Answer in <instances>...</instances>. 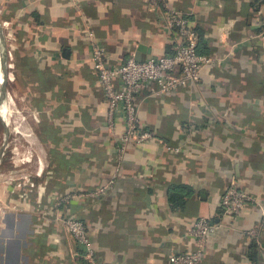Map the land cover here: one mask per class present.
Here are the masks:
<instances>
[{
	"label": "crops",
	"instance_id": "1",
	"mask_svg": "<svg viewBox=\"0 0 264 264\" xmlns=\"http://www.w3.org/2000/svg\"><path fill=\"white\" fill-rule=\"evenodd\" d=\"M168 2L194 21L198 53L217 61L182 90L136 99L140 127L161 142L129 144L113 190L90 197L114 170L124 129L121 113L107 122L92 44L118 65L173 52L176 35L145 0H0V133L15 95L37 122L23 148L0 140V264H88L62 223L69 215L110 264H168L191 247L198 216L219 220L231 182L256 203L209 236L198 264H264V227L247 235L264 215V0ZM174 184L190 188L183 207L169 201Z\"/></svg>",
	"mask_w": 264,
	"mask_h": 264
},
{
	"label": "built area",
	"instance_id": "2",
	"mask_svg": "<svg viewBox=\"0 0 264 264\" xmlns=\"http://www.w3.org/2000/svg\"><path fill=\"white\" fill-rule=\"evenodd\" d=\"M145 2L150 10L161 9L167 27L176 35L174 50L154 59L137 60L130 55L124 62L111 65L106 62L103 47L96 42L92 44V67L98 74L107 100V122L112 126L115 117L121 113L124 129L116 146L114 170L104 184L88 191L84 196H103L113 190L120 177L122 160L129 144L138 145L149 140L161 142L155 130L140 127L136 99L140 95L161 97L182 90L199 79L204 65L217 61L212 55L198 53L195 24L186 13L172 7L168 0ZM174 149L179 150V147L175 146ZM255 203L250 192L240 188L235 182L229 183L220 195L219 220L212 222L205 216H198L187 233L191 238V247L185 251L170 253L167 257L168 264H198L209 236L221 228L227 218L241 214L248 205ZM61 220L74 238L81 257L88 264H110L98 257L87 226L81 218L69 215ZM263 227L264 215L257 226L247 231V235L258 239Z\"/></svg>",
	"mask_w": 264,
	"mask_h": 264
},
{
	"label": "rangeland",
	"instance_id": "3",
	"mask_svg": "<svg viewBox=\"0 0 264 264\" xmlns=\"http://www.w3.org/2000/svg\"><path fill=\"white\" fill-rule=\"evenodd\" d=\"M15 96H16V98H14V99L16 102L13 105L12 115H11L9 121H7V120L5 121L6 123H8V124H6L7 125V133L5 135L4 131L1 130L0 140L2 141L4 138V135H5L6 137H8L9 140L16 141V142L20 143L21 147L23 148L24 144L29 145L25 139H27L28 141H31L33 139L32 134H31V136L26 135L28 133L27 129H28V131L30 130V124H33L32 127H35L37 122H35V120H33V117L31 115V112H30L28 105H25V102H24L25 100H23L20 97V95H15ZM29 138L31 140H29ZM31 147L33 149V150L31 149V152H32L31 154L33 155V159L35 160L36 154H37L39 149H37V147L35 146V142H33V144H31ZM20 152H24V151H20Z\"/></svg>",
	"mask_w": 264,
	"mask_h": 264
},
{
	"label": "trees",
	"instance_id": "4",
	"mask_svg": "<svg viewBox=\"0 0 264 264\" xmlns=\"http://www.w3.org/2000/svg\"><path fill=\"white\" fill-rule=\"evenodd\" d=\"M195 30L197 33H199L196 27ZM170 190L171 192L168 196L169 201L176 206L183 207L186 197H188L190 194V188H188L186 185L174 184L171 186ZM251 247H257V244H253Z\"/></svg>",
	"mask_w": 264,
	"mask_h": 264
},
{
	"label": "water",
	"instance_id": "5",
	"mask_svg": "<svg viewBox=\"0 0 264 264\" xmlns=\"http://www.w3.org/2000/svg\"><path fill=\"white\" fill-rule=\"evenodd\" d=\"M0 46H1V48L3 49L2 51H4L5 50V45H4V42H3V36H2V33H1V30H0ZM3 58V57H2ZM135 59H137V60H139V57H138V55H135ZM5 71V70H4ZM1 93H2V95H1V101H3L4 99V96H5V94L7 95L8 94V91H7V87H6V84H4L3 86H2V90H1ZM2 121L4 122V120H3V117H2ZM3 131H4V134L6 135V133H7V129L5 128V124H4V129H3ZM4 135V144H5V142L7 141V137Z\"/></svg>",
	"mask_w": 264,
	"mask_h": 264
},
{
	"label": "bare ground",
	"instance_id": "6",
	"mask_svg": "<svg viewBox=\"0 0 264 264\" xmlns=\"http://www.w3.org/2000/svg\"><path fill=\"white\" fill-rule=\"evenodd\" d=\"M5 52V51H4ZM7 53H4V55H3V58H4V62L6 63V59H7ZM3 66V65H2ZM2 80H3V73H2V71H0V84H1V82H2ZM2 87V86H1ZM2 89V88H1ZM4 99V98H3ZM8 100V99H7ZM10 101V100H9ZM16 102V101H15ZM17 107V106H16ZM3 110V105L1 106V114H2V116L4 117V114L3 113H5V117L7 118L8 117V115L7 114H9L10 113V109L8 108V106L7 105H5L4 104V111H2ZM14 127V126H13ZM32 130V129H31ZM16 131V130H15ZM22 131V130H21ZM19 132V131H18ZM23 132V131H22ZM21 134V133H20ZM29 135V134H28ZM34 140V139H33ZM22 151V150H21ZM39 159V158H38ZM39 172H40V169H39Z\"/></svg>",
	"mask_w": 264,
	"mask_h": 264
}]
</instances>
